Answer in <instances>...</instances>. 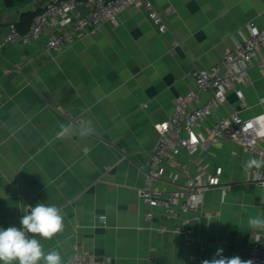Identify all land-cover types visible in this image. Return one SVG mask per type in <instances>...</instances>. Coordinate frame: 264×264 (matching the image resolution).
<instances>
[{
  "label": "crops",
  "instance_id": "0c3cea01",
  "mask_svg": "<svg viewBox=\"0 0 264 264\" xmlns=\"http://www.w3.org/2000/svg\"><path fill=\"white\" fill-rule=\"evenodd\" d=\"M46 2L15 0L7 6L0 0V41L24 13L30 15L25 31ZM151 2L163 12L164 33L141 7H128L115 24L105 23L60 51H47L44 36L0 51V228L21 227V216L37 202L56 205L64 229L41 243L45 251L58 250L64 264L76 244L109 264H201L218 248L225 257L242 259L241 248L257 238L264 245V229L248 224L249 217H264V187L251 180L264 168H243L249 159H264V137L254 155L234 142L215 141L164 163L161 187L167 190L200 171L218 179L189 214L190 245L160 231L161 224L172 229L176 222L158 209H152V222L144 221L149 209L138 194L158 140L155 126L194 90V70L216 64L249 35V24L264 28V0ZM239 88L242 99L227 91L223 105L201 122L203 136L233 112L242 119L264 118V70L250 69ZM208 97L201 94L192 107ZM89 119L93 134L57 136L60 124L78 126ZM169 173L181 176L177 185Z\"/></svg>",
  "mask_w": 264,
  "mask_h": 264
},
{
  "label": "built area",
  "instance_id": "2783aa9c",
  "mask_svg": "<svg viewBox=\"0 0 264 264\" xmlns=\"http://www.w3.org/2000/svg\"><path fill=\"white\" fill-rule=\"evenodd\" d=\"M138 6L146 12L159 33L166 31L163 12L156 9L151 0H47L25 31H20L14 23L7 26L0 41V51L7 44L27 45L44 36L46 50L57 52L78 37L93 36L105 23L115 24L122 11ZM248 30L249 35L228 50L216 64L191 73L194 90L176 100L170 118L155 126L158 140L149 154L144 184L138 191L142 203L149 209L144 221L152 222V209H158L163 218L176 222L172 229L161 224L160 231L180 235L185 245L194 242L189 214L200 207L203 193L216 186L218 179L200 171L186 175L179 186L167 190L161 187L164 163H172L181 151L192 156L200 147L215 141L234 142L249 155H254L264 137L258 134L264 118L242 119L236 112L216 120L210 126L207 138L199 132L201 122L223 105L227 91H234L242 99L239 86L247 84L250 69L264 70V28L249 24ZM204 93L209 94L208 99L202 105L192 107ZM180 169L185 171L186 165H180ZM167 178L177 185L181 176L169 173ZM251 180L264 187V172H255ZM240 252L243 260L264 264V245L259 238L252 245L241 248ZM66 264H109V260L87 254L76 244L74 255Z\"/></svg>",
  "mask_w": 264,
  "mask_h": 264
},
{
  "label": "clouds",
  "instance_id": "9594fccd",
  "mask_svg": "<svg viewBox=\"0 0 264 264\" xmlns=\"http://www.w3.org/2000/svg\"><path fill=\"white\" fill-rule=\"evenodd\" d=\"M59 138L79 136L85 138L95 132L93 122L82 121L78 126L60 124ZM258 134L264 135V124ZM243 168H264V159L252 158L245 161ZM27 213L20 218L21 227L9 226L0 228V264H64V260L55 248L44 250L41 240H50L64 229V218L60 208L37 202L35 206H28ZM248 224L252 228L264 229V217H249ZM223 249L218 248L212 259H205L201 264H252L240 256L231 258L222 255Z\"/></svg>",
  "mask_w": 264,
  "mask_h": 264
},
{
  "label": "trees",
  "instance_id": "16d2710c",
  "mask_svg": "<svg viewBox=\"0 0 264 264\" xmlns=\"http://www.w3.org/2000/svg\"><path fill=\"white\" fill-rule=\"evenodd\" d=\"M15 0H6V5L7 6H10ZM38 14V13H37ZM30 15L29 14H22V19L20 22L18 23H14L16 25V27L20 30V31H24V30H21V27L23 25V22L25 21L26 18H28ZM32 18L35 17V15H31ZM26 30V29H25Z\"/></svg>",
  "mask_w": 264,
  "mask_h": 264
}]
</instances>
